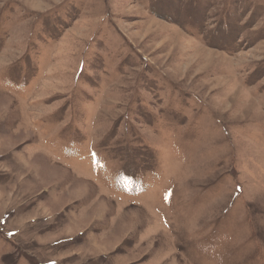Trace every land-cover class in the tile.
I'll return each mask as SVG.
<instances>
[{"label": "rangeland", "instance_id": "1", "mask_svg": "<svg viewBox=\"0 0 264 264\" xmlns=\"http://www.w3.org/2000/svg\"><path fill=\"white\" fill-rule=\"evenodd\" d=\"M0 264H264V0H0Z\"/></svg>", "mask_w": 264, "mask_h": 264}, {"label": "crops", "instance_id": "2", "mask_svg": "<svg viewBox=\"0 0 264 264\" xmlns=\"http://www.w3.org/2000/svg\"><path fill=\"white\" fill-rule=\"evenodd\" d=\"M74 199V198H73ZM73 200L72 199H69V198H67L66 199V202H68V203H70V202H72ZM83 206H85V204L83 205ZM81 209V208H80Z\"/></svg>", "mask_w": 264, "mask_h": 264}, {"label": "bare ground", "instance_id": "3", "mask_svg": "<svg viewBox=\"0 0 264 264\" xmlns=\"http://www.w3.org/2000/svg\"><path fill=\"white\" fill-rule=\"evenodd\" d=\"M82 169H83V168H82ZM106 193H107V191H106ZM115 199H116V198H115ZM117 199H118V198H117ZM118 200H119V199H118ZM118 200H117V201H118ZM125 202H126V200H125ZM116 205H117V203H116ZM145 205H146V204H145ZM146 208H147V207H146ZM137 218H138V217H137Z\"/></svg>", "mask_w": 264, "mask_h": 264}]
</instances>
